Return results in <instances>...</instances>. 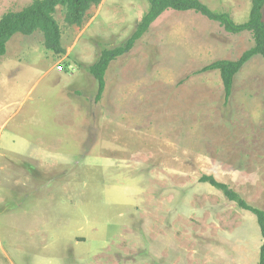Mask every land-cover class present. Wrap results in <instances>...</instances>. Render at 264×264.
<instances>
[{"label": "rangeland", "instance_id": "374dc122", "mask_svg": "<svg viewBox=\"0 0 264 264\" xmlns=\"http://www.w3.org/2000/svg\"><path fill=\"white\" fill-rule=\"evenodd\" d=\"M34 1L0 0V20ZM199 1L249 21L251 0ZM149 7L105 0L82 28L58 7L64 56L37 32L0 57V264H259L256 216L200 180L264 211V58L241 69L227 107L219 72L194 74L240 58L252 34L166 11L95 99L90 67Z\"/></svg>", "mask_w": 264, "mask_h": 264}, {"label": "trees", "instance_id": "16d2710c", "mask_svg": "<svg viewBox=\"0 0 264 264\" xmlns=\"http://www.w3.org/2000/svg\"><path fill=\"white\" fill-rule=\"evenodd\" d=\"M104 0H35L20 12L5 14L0 20V57L7 54V45L15 35L32 36L42 33L47 50L61 56L66 53L63 47V31L55 18L58 7L65 9V24L70 28H82L88 21L93 8L99 7ZM250 19L245 24H236L226 13H215L199 0H149V10L137 25L126 46L104 51L99 60L90 67V73L98 84L96 101L99 102L106 90V77L113 61L131 52L139 40L150 30L151 26L169 10L177 12H195L207 19L217 22L224 30L232 35L243 32L252 34L254 45L245 51L236 61L217 60L205 66L194 74L219 71L224 88V105H229L234 81L241 69L255 56L264 58V0H251ZM221 191L231 202L241 209L256 216L260 227L263 244L260 249L259 264H264V211L247 203L241 195L228 185L218 182L212 176H204L200 180Z\"/></svg>", "mask_w": 264, "mask_h": 264}, {"label": "crops", "instance_id": "0c3cea01", "mask_svg": "<svg viewBox=\"0 0 264 264\" xmlns=\"http://www.w3.org/2000/svg\"><path fill=\"white\" fill-rule=\"evenodd\" d=\"M104 1H105V0H104ZM233 2H234V1H233ZM233 2L230 3V4L233 5L232 8L230 7L232 10H231L230 8H228L227 6H226L225 9H226V10L230 9V10L233 12V15H234L235 17H237V16H239V15H240V16L243 15V20H242V21H244V20H245V17H246V16H245V8L248 7V6H250V5H251V7H252V4H249V5L247 6V5L245 4V2L242 3L243 1H242V2H238V1H237L236 4H234ZM229 6H230V5H229ZM242 8H244V9H242ZM251 9H252V8H251ZM240 10H241V11H240ZM263 13H264V12H263ZM226 14H227V13H226ZM250 14H251V13H250ZM228 15H229V14H228ZM229 16H230V15H229ZM249 19H250V17H249ZM247 22H248V21H247ZM247 22H246V23H247ZM244 24H245V23H244ZM14 37H16V36H14ZM14 37L9 41V46H8V48H7V54H8V51H9V49H10L11 41L14 39ZM253 44H254V43H253ZM246 51H247V50H246ZM243 53H244V52H243ZM7 54H6V55H7ZM6 55H5V56H6ZM62 56H64V55H62ZM67 57H68V56H67ZM255 57H258V56H255ZM255 57H254V58H255ZM260 57H262V56H260ZM254 58H253V59H254ZM238 59H239V58H238ZM238 59H236V60H238ZM221 60H223V59H221ZM236 60H235V61H236ZM230 61H232V60H230ZM248 63H249V62H248ZM248 63H247V64H248ZM247 64H246V65H247ZM246 65H245V66H246ZM245 66H244V67H245ZM53 67L57 68V66L55 65V63H54V65H53ZM212 72H215V73L217 74V72H219V71H217V72H216V71H212ZM207 73H211V72H207ZM239 73H240V72H239ZM217 75H218V77H219L220 82H222L220 72H219V74H217ZM238 75H239V74H238ZM238 75H237V76H238ZM237 76H236V78H237ZM236 78H235V81H236ZM235 81H234V87H235ZM223 89H224V88H223ZM233 90H234V89H233ZM262 244H263V243H262ZM261 246H262V245H261ZM260 249H261V248H260Z\"/></svg>", "mask_w": 264, "mask_h": 264}]
</instances>
